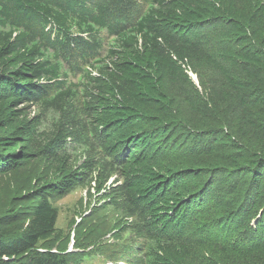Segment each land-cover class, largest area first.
<instances>
[{"label":"trees","instance_id":"16d2710c","mask_svg":"<svg viewBox=\"0 0 264 264\" xmlns=\"http://www.w3.org/2000/svg\"><path fill=\"white\" fill-rule=\"evenodd\" d=\"M139 1L0 0V176L37 157L24 138L32 123L27 108L50 109L59 115L54 136L59 144L53 142L49 153L67 140L79 142L77 132L85 128L91 147L103 154L96 190L116 176L124 211L141 218L150 232L166 233L154 237L152 264H186L185 243L165 236L183 231L188 208L211 190L217 192L216 207L226 206L221 224L236 222L241 228L253 222L249 230L255 233L248 235L245 249L264 252V148L255 150L229 133L239 120L243 133L253 132L264 144V0L246 11L221 0H149L146 13L135 20ZM217 27L220 48L207 53L204 31ZM101 30L113 38L104 56L95 36ZM48 50L55 58L79 54L84 66L77 68L78 85L65 87L57 62L45 58ZM195 59L222 76L238 110L228 128L195 136L203 146L193 141L191 152L209 155L210 162L190 168L169 160L161 168L156 161L163 146L175 133L184 135L186 127L164 80L175 84L183 74L190 81L186 68ZM190 84L194 93L187 94V104L202 111L206 99L196 102L199 91ZM76 87L79 107L70 104ZM62 159L55 184L44 182L22 198L29 203L26 212L9 210L0 217V264H67L61 254L37 247L56 233L51 196L63 195L74 180Z\"/></svg>","mask_w":264,"mask_h":264},{"label":"rangeland","instance_id":"374dc122","mask_svg":"<svg viewBox=\"0 0 264 264\" xmlns=\"http://www.w3.org/2000/svg\"><path fill=\"white\" fill-rule=\"evenodd\" d=\"M221 1L237 11L257 8L256 0ZM148 8L149 0H140L134 19L138 20ZM262 27L264 28V25ZM221 32V27L204 31L202 38L207 44L204 47L207 53L215 54L220 48ZM95 36L101 43L99 53L104 56L106 48L112 45L113 38H109L104 30ZM55 55L50 50L45 52V58L57 62L60 79L65 80V87L70 83L78 85L80 77L77 68L84 66L79 54H57L56 58ZM189 66L185 74L190 81L183 74L178 75L175 84L168 79L164 80L165 92L176 101L179 113H175L179 114L181 118H178L187 128L183 129L184 135L181 132L175 133L172 141L163 146L165 153L159 155L156 161L161 168L169 160L179 167L190 168L204 166L210 162L212 158L209 155L191 152L194 148L193 141L197 142L198 147L203 146L195 136L208 129H226L235 118L239 102L236 95L227 88L222 76L203 60H189ZM190 82L199 91L200 98H195V101H203L202 97L206 99L200 102L202 111L190 109L187 104V94L194 93ZM73 92L75 97L71 99L70 104L79 107L81 88H73ZM54 93L56 90L51 95ZM206 104H209V107ZM25 116L27 122L32 123L27 125L29 132L24 138L30 151L36 153L37 157L24 163L13 173L0 176V217L9 210L26 212L25 208L29 203L22 201V198L44 182L55 184L60 178L57 169L59 159L63 158L66 160V172H71L74 180L63 195L51 196L50 203L57 210L56 233L49 240L40 241L37 247L61 254L67 264H152L157 251L154 237L166 233L150 232L143 227L141 218L137 215L129 216L124 211L121 196L116 188L118 183L114 182L116 176L110 175L100 184V190H96L100 179L98 163L103 154L97 146L91 147L94 141L91 136H87V130H78V137H81L78 138L79 142L67 140L63 148L56 150L55 154H50L51 144H59L54 137L59 115L50 109L38 110L35 106L27 108ZM235 121L233 128H229L230 134L237 140L243 138V142L255 150L264 148V144L253 132L248 135V130H245L243 133L240 130V121ZM84 123L85 121L81 126ZM185 135L194 139H186ZM193 180L192 178L191 181ZM206 181L207 175L199 178L198 183L201 186ZM208 193L203 201V196L199 197L191 208H188L186 228L180 233L171 230L165 236L170 239L179 238L185 243L186 264H264V252L252 254V251L245 249L248 235L255 233L249 230L253 227V222L241 228H238L239 224L236 222L221 224L226 206L216 207L214 199L217 198V192L211 190ZM243 234L247 235L242 236Z\"/></svg>","mask_w":264,"mask_h":264}]
</instances>
